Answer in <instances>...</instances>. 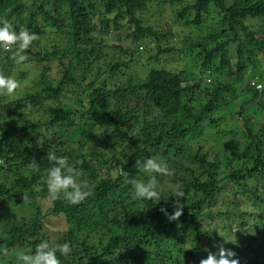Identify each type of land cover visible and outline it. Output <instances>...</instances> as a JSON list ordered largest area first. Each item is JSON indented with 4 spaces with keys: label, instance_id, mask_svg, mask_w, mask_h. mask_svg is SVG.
<instances>
[{
    "label": "trees",
    "instance_id": "1",
    "mask_svg": "<svg viewBox=\"0 0 264 264\" xmlns=\"http://www.w3.org/2000/svg\"><path fill=\"white\" fill-rule=\"evenodd\" d=\"M143 9L145 0H0V24L26 29L37 36L32 45L38 47L55 40L49 51L41 47L28 58L24 51L26 59L16 63L18 56L0 50V72L27 61H57L62 70L57 82L46 75L50 68L41 71V82L29 96L0 97V204L8 201L28 212L20 221L0 213V264H16L17 251L31 252L42 240L53 247L70 244L67 257L57 253L60 264H200L208 256L204 245L209 228L204 224L225 187H242L246 197L264 201L259 193L264 190L259 181L264 178V87L256 89L251 81L258 70L256 79L264 85L259 64L260 56L264 60V0L185 1L177 17L192 15L184 24L193 27L205 24V33L196 40L182 30L155 31L138 14ZM158 17L146 20L157 22ZM124 20L126 28L133 27L136 47L120 48L131 56L149 36L157 48L148 57L151 61L176 49L201 73L214 76L205 82L194 76L187 84L184 75L190 68L174 72L147 66L140 77L124 72L129 65L120 58L106 61L102 71L105 35L114 34ZM172 37L181 40L180 47L169 45ZM220 74L234 82L218 78ZM235 82L246 85L238 96ZM25 98L32 104L48 98L56 102L44 110L42 123H10L28 108ZM225 112L233 124L227 133L221 125ZM204 127L205 137L197 135ZM96 137L97 148L86 152ZM47 152L67 157L91 192L78 205L51 200L50 210L69 225L66 234L53 238L44 232L47 213L37 200L47 197ZM149 157L168 164L174 192L185 194L179 198L182 214L177 220L169 219L177 210V197H132L131 181L148 179L135 161ZM244 214L226 210L217 216L229 221L240 217L235 235L262 254L254 251L250 257L230 245L223 248L233 251L239 263L264 264V227L249 232ZM257 218L264 222V213Z\"/></svg>",
    "mask_w": 264,
    "mask_h": 264
},
{
    "label": "rangeland",
    "instance_id": "2",
    "mask_svg": "<svg viewBox=\"0 0 264 264\" xmlns=\"http://www.w3.org/2000/svg\"><path fill=\"white\" fill-rule=\"evenodd\" d=\"M185 1H194V0H145V9L140 11L138 14L142 16L143 21L145 24H150L153 26V29L155 31L161 30L164 33L172 34L176 30H182L184 32V35H188L189 37L196 40L198 36L203 35L205 33V24L201 27H193V24L186 25L184 24V21L186 19H193V16H186L182 20L177 17V11L180 10V8L184 5ZM233 0H226V3H232ZM205 5L202 7V10H205ZM194 13V12H192ZM153 16H159L157 19V22L146 20V19H152ZM150 21V23H149ZM126 20L121 21V25L117 31L114 32L112 35H108L106 37L105 45L103 48L104 57L100 61V66H102V71L106 69V61L112 60L113 62L117 61L118 58L125 60L128 62L129 68H126L124 72L127 71H133L136 72L138 76L142 77L146 74L147 66H157V67H164L168 70L179 72L183 70H190L186 72L184 75L185 82L187 84H191L192 77L197 76L196 80H200L202 82L208 81L209 79H212L214 75H210L207 72H200L198 70V67L194 66L191 61L188 59H184L183 56L178 54L176 51H172L167 54H162L159 58V61H151L148 59L150 54H153L156 52V43L153 39V37L144 36V43L141 44V48L138 47V50L135 51L133 56H131L128 52H125L126 47H136L135 42L132 38V26L129 28H126ZM37 37V36H36ZM52 40H47L43 45H41L42 49L45 51H49L53 48L55 40H53V37H51ZM60 40H63V38H60ZM170 40V39H169ZM166 41V39H164ZM164 41L162 39L161 45L164 46ZM189 42V41H188ZM186 42V44L188 43ZM175 43L176 46H175ZM181 40L178 41L177 38L172 37L170 40L169 45L178 48L181 45ZM120 45L123 46L120 48ZM189 45V44H188ZM41 47H38L37 45H31L29 49L25 50L27 51L25 53V56L28 58L33 55H37V52ZM232 56V54L230 53ZM258 58V57H257ZM260 61V69L264 73V60L259 57ZM19 60L18 58H14V62L16 63ZM19 62V61H18ZM189 67H188V66ZM192 66V68L190 67ZM196 65V61H195ZM15 66V67H14ZM14 68H5V70L1 71L2 73L6 75L13 76L16 80H18L21 84L20 89L18 90L17 95L14 98H19L24 95H28L30 93H33L37 90V85L41 81V71L47 70V68H50V70H47V76L49 80L52 82H57L61 78L62 72L60 66L58 65L57 61H50V62H42V63H35V62H24L20 64H15ZM194 66V67H193ZM96 67V63L94 64V68ZM254 76L251 81H257V74L258 70L253 72ZM218 78H224L227 79L229 82H234L232 78L226 77L223 74H220L217 76ZM249 77V76H248ZM263 85V81H257L256 85ZM235 89L237 91V96L240 91H243V88L246 87V85H239V83L235 82ZM244 86V87H243ZM243 87V88H241ZM256 89H262V87H255ZM29 96V95H28ZM235 97V95H234ZM229 98H232V95L229 96ZM13 99V98H11ZM201 99H199L200 101ZM37 103L34 104L29 103L26 98L23 100V103H27L28 108L21 112V114L14 118H10V123H16V124H23V123H30V122H44L46 119L45 109H47L49 106H52L55 104V100L53 98H48L46 100L39 99ZM197 99L194 100L191 104L195 105L197 103ZM223 121L222 124V131L229 132L232 128V121L229 119L228 113L222 114ZM161 120V117H160ZM162 120L163 117H162ZM161 120V121H162ZM225 127V128H224ZM208 130V128L204 127L202 128L201 132L197 133V135L205 137V133ZM213 132L215 130H212ZM99 137L94 138L91 140V142L87 143V146L85 148V151H92L94 148H97ZM209 145V144H208ZM120 170H117V173ZM147 178H148V174ZM147 179L143 180L142 182H146ZM157 181L162 189V199L167 200L172 197H174V189L176 187L175 184L170 183L168 181L167 176H157ZM259 181L264 184V178H260ZM41 186L36 187L37 191L42 190ZM244 189L242 187H235L233 185H228L223 189L222 192L218 195L216 201L211 205V210L213 211L211 214V217L206 218L205 226L206 229L209 228L207 233V239L208 242L205 243L204 250L209 255V253H217L221 247H225L230 245V247L233 248V250L236 251V253L239 254H245L250 257L254 256L257 251L262 254L260 250H258V247L255 244H252L249 246V244L243 240V236H240V240L238 238V234L235 235V230L238 232V223L240 222V217L229 221L226 220L223 217H218V212H224L226 210H230L231 212L235 214H240V212H246L244 214V219L247 221V226L249 227V232L256 233L258 232L262 227H264V222L260 221L257 217L264 213V201L254 199L252 196H248L246 193H243ZM259 193L264 196V190L263 192L259 190ZM260 196V194H259ZM264 199V198H263ZM40 204L42 205V208L44 209L45 213H47V217L44 218L43 224L45 226V231L50 238L59 236L61 234H66L69 225L67 224V221L65 218L60 214H54L50 207L52 205L51 200L47 197H38L37 199ZM0 213L3 214H10L11 220H19L22 217H27L28 212L26 209H19L16 207H13L9 204L8 201H2L0 204ZM255 218V220H254ZM252 220V221H251ZM250 224V225H249ZM209 225V226H208ZM231 225V228L228 226ZM231 230L230 237L228 236V229ZM216 230V232H214ZM228 236L223 238V236ZM241 241L238 242L237 241ZM236 242V243H235ZM189 243H187V246ZM24 253L22 250L17 251L16 254ZM15 256H13V259ZM239 264H242L241 262Z\"/></svg>",
    "mask_w": 264,
    "mask_h": 264
},
{
    "label": "clouds",
    "instance_id": "3",
    "mask_svg": "<svg viewBox=\"0 0 264 264\" xmlns=\"http://www.w3.org/2000/svg\"><path fill=\"white\" fill-rule=\"evenodd\" d=\"M35 39V35L24 28L17 31L7 22L0 24V50L13 53L14 56L19 57V61L26 59L21 53L29 49ZM253 82L256 83L257 81ZM20 87V82L13 76L0 72V97L14 98ZM257 87H264V85H257ZM46 159L51 163L44 176L48 199L53 201L63 199L69 205H78L91 195V192L86 189L80 179L81 172L69 164L67 157L57 156L54 152H47ZM135 166L143 173L148 174V179L146 182L131 181L133 199L163 200L161 198L162 189L158 184L157 176H171L173 174L168 164L157 158L149 157L142 161L136 160ZM173 195L177 197V210L169 216V219L177 220L182 214L179 198L185 197V194L183 191L176 190ZM71 251V246L67 242L56 244L53 247L47 240H42L33 251L17 254L15 261L16 264H60L57 253L62 257H67ZM234 256L233 251L221 247L217 253H209L200 264H239L238 260L233 258Z\"/></svg>",
    "mask_w": 264,
    "mask_h": 264
},
{
    "label": "built area",
    "instance_id": "4",
    "mask_svg": "<svg viewBox=\"0 0 264 264\" xmlns=\"http://www.w3.org/2000/svg\"><path fill=\"white\" fill-rule=\"evenodd\" d=\"M253 84L257 87L256 83L253 82ZM258 85H260V84H258Z\"/></svg>",
    "mask_w": 264,
    "mask_h": 264
}]
</instances>
